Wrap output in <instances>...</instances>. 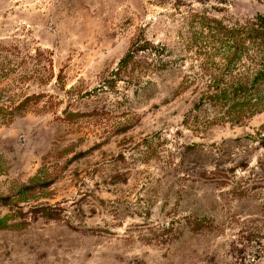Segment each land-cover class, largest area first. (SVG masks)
Segmentation results:
<instances>
[{"label":"rangeland","instance_id":"rangeland-1","mask_svg":"<svg viewBox=\"0 0 264 264\" xmlns=\"http://www.w3.org/2000/svg\"><path fill=\"white\" fill-rule=\"evenodd\" d=\"M262 16L0 0V264H264Z\"/></svg>","mask_w":264,"mask_h":264},{"label":"trees","instance_id":"trees-1","mask_svg":"<svg viewBox=\"0 0 264 264\" xmlns=\"http://www.w3.org/2000/svg\"><path fill=\"white\" fill-rule=\"evenodd\" d=\"M253 26L249 29V34L254 39H259L261 43L264 44V16L258 18V22L252 23ZM143 38H138L132 43V49L130 50L120 61L119 65L121 68L128 67L129 63L134 59L135 53L138 50H143L145 48V44L147 41L143 42ZM264 78V70L263 72L260 71L257 74V77L250 81V83L247 86H239L234 89V96L237 95L236 92L243 89L244 91V101L236 102L235 107L239 106L237 108L239 109H245L248 111V108L263 106L264 105V87L258 89L256 84L258 82H261ZM241 92V91H240ZM239 93V92H238ZM247 106L248 108H246Z\"/></svg>","mask_w":264,"mask_h":264}]
</instances>
